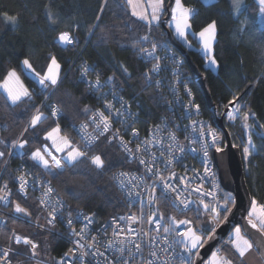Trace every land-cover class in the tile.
<instances>
[{
    "label": "snow or ice",
    "instance_id": "1",
    "mask_svg": "<svg viewBox=\"0 0 264 264\" xmlns=\"http://www.w3.org/2000/svg\"><path fill=\"white\" fill-rule=\"evenodd\" d=\"M125 2L127 5H132L131 16L143 22L144 34L137 35L139 27L136 22L130 23L126 19L127 13L124 12V5L120 3V0H111V3L110 0H101L95 19L85 25L87 37H97V46H100L108 44L115 35L119 34L122 39H115L116 45L122 50L126 47L130 48L136 56L140 57L141 62L146 64V70L141 73L144 83L142 90L148 92L155 89L158 98L169 106L173 114H175V110L172 109L173 103L181 100L176 89L184 87L189 99L181 101V109L185 113L184 119L189 120L190 124L183 121L170 122L167 118H163L159 123L150 126V136L141 141L139 130L135 127L139 112H132L130 102V100L134 101L138 94L130 100H126L124 95L125 86H130V82L136 77L123 62H118L111 75L102 79L103 73L98 70V66L90 65L83 58L78 61L76 67L80 82L86 85L98 103L103 104L102 108H93L87 105L81 107L80 98L70 91H65L62 93L63 98H58L68 74L61 75V65L56 56L49 53V64L43 74L36 71L30 59L24 58L22 64L34 75L41 88L44 102L36 106L33 103L32 93L20 82L16 71H7L3 83L0 84V89L6 93L3 97L4 106L13 108L22 104L31 105L25 111L32 114L15 138L9 140L0 137V146H3L0 149V202L9 207L14 214H20L26 218L24 222L29 223L30 226L40 228L49 234L56 228L59 219L60 222L67 224L70 234L75 239L74 246L68 248L59 258L50 257L46 251L49 247L47 243L42 249L37 239L18 234L15 229H9L8 221L0 215V224L4 225L6 233V242L0 245V264H92L93 259L96 260V264H100L101 258L104 264H197L198 260H201L203 264L200 257L201 249L207 242L217 238L218 227L229 223V217L236 205L235 197L227 193L217 198L215 193L204 188L203 184V181L207 179L212 189L217 188L216 173L210 166L209 149L214 148L216 153H223L225 146L222 143V137L215 131L209 130L206 133L205 129L209 126L203 121L192 118L193 110L195 114H199L200 105L194 103L191 89L181 81L183 61L177 59L167 42L162 44L152 34L153 28L155 27L158 31L161 21L167 16L168 19L165 21L167 27L174 31L175 36L183 40L188 48H193L190 37L198 38L196 50L205 61V69H211L219 74L223 68L216 54L217 21L212 20L202 26L199 31H195L193 21L199 13L195 8L186 5L183 0H146V5L140 7L139 11H137L138 3L134 4L133 0H125ZM255 3L258 5L260 15V21L255 30L264 35V0H255ZM112 4L120 10V15H117ZM43 8L49 30L57 31V26L63 20L56 0H46ZM106 9L116 17L111 27L102 24ZM247 10L246 0H229V12L238 23V28L234 32V38L237 40H242L249 33ZM67 19L74 18L69 16ZM0 22L17 26L20 15L6 11L0 12ZM74 27L78 29L80 24L76 23ZM55 43L63 45L64 50H74L79 41L71 32L60 31ZM160 52L163 56L158 54ZM167 62L175 65L171 70L173 77L171 83L162 78V73L169 70ZM261 76L264 77V72H261ZM74 84L79 86L78 83L74 82ZM169 86L172 88V99L163 95L165 87ZM239 101L238 92L233 93L223 105L224 116L230 122H235L238 117L243 121L245 138L241 148L242 160L245 171L251 174L256 160L264 156V122L260 121L250 107L245 108ZM137 107L143 110L141 105ZM68 113H71L73 120L82 118L79 127L75 123H69L67 126L80 136L83 148L74 144L68 136L62 135L60 122L65 120ZM50 118L55 126L45 130L41 140L39 126ZM130 121L131 124H129ZM114 122L121 127L114 128ZM189 127L192 132L198 133L199 137V140L193 137L190 143L200 142L199 151L204 158L203 174L193 169L195 174L192 177L187 176V168L184 175L174 171L178 162L183 163L182 156L185 153V145L179 141L177 132ZM89 128L92 129L91 133L88 131ZM28 134L31 135V140L26 138ZM129 134L133 139H125V136ZM256 138L259 139V144ZM101 139L104 144L118 147L125 154L121 166L129 160L137 161L141 166L140 174L120 171L112 177L119 182V187L125 190L129 198L133 196L138 198L140 208L136 213L113 218L111 225H104L102 229L97 230L96 235H88L86 230L91 228L95 221L91 217L80 214L78 219L83 220L84 223L83 227L77 231L71 211L67 213L65 220L63 209L68 206L59 198V192L52 186V181L61 182L73 199H82L85 193L79 189L85 185L79 184L75 178L81 177L87 181L88 186H93L112 169V165L106 163L107 154L95 152ZM185 139L187 140L188 137ZM133 144L134 148L130 147ZM30 145L38 146L33 148ZM53 149L55 153L61 155L59 157L55 155ZM190 151L196 152L197 149L191 148ZM15 157L31 161L28 168L33 171L21 166L16 170V175L6 180L4 177L9 174L10 160ZM82 165H91V168L84 171ZM40 169H43V175H35L34 173ZM196 180L201 183L192 187ZM10 182L17 186L18 194L25 200L30 199L28 196L30 188L40 191V195L35 200L36 216H33L32 210L28 207L11 199L13 191L9 186ZM157 187L162 189V197L159 199L156 196ZM193 194H198L196 200L190 198ZM205 197H210V202H206ZM161 200L164 201L165 206L178 210L183 218L172 215L166 219L161 210ZM250 208L251 211L247 212L245 223L233 225L226 246L213 252L208 264H249L250 261L253 264H264V204L252 199ZM145 209L148 212L147 216H145ZM189 213H192L195 219L191 218ZM42 217L45 221L43 224L40 223ZM118 220L126 223L121 226ZM13 221L15 222V216ZM144 224L150 227L145 229ZM109 228H111L110 237H108ZM173 234L176 239L170 240ZM101 235L107 239L102 240ZM177 247L180 249L179 252L176 251ZM109 251L113 255H107Z\"/></svg>",
    "mask_w": 264,
    "mask_h": 264
},
{
    "label": "trees",
    "instance_id": "2",
    "mask_svg": "<svg viewBox=\"0 0 264 264\" xmlns=\"http://www.w3.org/2000/svg\"><path fill=\"white\" fill-rule=\"evenodd\" d=\"M45 2L46 0H0V12L6 11L10 14L17 13L20 15V22L17 26L6 25L0 22V84L3 83L7 71L16 70L22 75L24 83L32 93L33 103L36 106L42 105L44 101L41 96V88L30 77L28 72H26V67L23 66L22 60L24 58L30 59L36 71L43 74L47 70L49 64L48 57L49 53H51L60 62L61 75L68 74L67 79L64 80L63 87L60 89L61 95L58 98H63L62 93L70 91L73 95L80 98L81 107L87 105L96 108L97 99L94 95L90 94L86 85L79 80V73L76 67L78 61L83 58L90 65L98 66V70L103 73L102 78L111 75L116 64L123 62L136 77L130 82V86H125L124 94L129 100L138 94L136 95V99L131 101L136 107L137 105L143 107V110L137 107L140 111V129L146 132L149 126L160 121L162 115L165 113L164 107L161 104L162 100L158 98L157 92L154 89L148 92L142 90L144 83L141 78V73L146 70V65L141 62L139 57L130 48L126 47L122 50L116 45L114 40L122 39V37L117 34L108 44H101L100 46H97V37H87L85 25L90 24L95 19L101 0H56L63 20L57 26V31H50L46 24L43 8ZM183 2L195 8L199 13L193 21V29L195 31H199L202 26H205L212 20L217 21L218 24L216 54L223 71L217 74L211 69L206 70L205 61L197 50L189 49L188 53L191 62L203 74L205 86L215 104L216 111L218 113L223 111L225 109L223 105L231 98L233 93L238 92L240 95L239 102L245 108L250 107L259 117L260 121L264 122V77L261 76V72H264V35L255 30L260 21L258 5H256L255 0H246L248 5L246 16L249 21V33L242 40L234 38V32L238 28V23L236 18L229 12V0H214L211 2L205 0H183ZM120 3L124 5V12L127 13L126 19L130 23L136 22L137 27H139L137 35L144 34L145 28L142 26L143 22L137 21L131 16L129 8L123 0H120ZM112 8L116 10L117 15L121 14L115 4H112ZM69 16L74 19L68 20L67 17ZM166 17L161 21L159 30L157 31L154 27L152 32L154 38L163 42H167V33L163 29V23ZM115 19L116 17L113 13L106 9V14L102 18V24L111 27ZM76 23L80 24L78 29L74 27ZM169 30L174 40L180 43L173 35L171 29ZM60 31L71 32L74 38L79 41L78 46L74 50H64L55 43ZM190 39L194 46L197 45L194 37H190ZM177 54L181 56L178 52ZM185 62L192 76L186 59ZM192 79L194 81L192 87L197 100L201 104L203 115L211 121H214L213 110L208 109L203 94L193 76ZM74 82L78 83L79 86H75ZM4 96L6 94L0 90V136L10 140L15 138L21 128L27 123L32 113L26 112L25 109L30 108L31 105L22 104L19 107L13 106V110V108L4 106ZM45 113L47 115V112ZM81 122L82 118L73 120L71 113H68L65 120L60 122L62 134L68 136L69 139L77 141V132L73 131L67 125L69 123H75L79 127ZM54 126L51 118L39 126L41 140L44 131L50 130ZM225 126L231 135L234 145L241 150L245 138L242 119L238 117L235 122H230L225 119ZM5 128L8 130L5 131ZM221 135L225 141L223 133ZM26 138L29 140L32 139L30 134L26 135ZM256 142L259 144L258 138H256ZM30 146L34 148L38 145ZM2 148L3 146H0V149ZM95 152L97 154H107L108 161L106 163H110L112 169L93 186H88L85 179L76 177L75 179L79 184L85 185V187L79 189L85 193L82 199H73L61 182L53 180L52 186L58 190L59 197L71 206L73 212H84L96 220L105 221L112 216L132 213L134 208L125 202L122 194L114 184L112 177L117 171L131 170L134 166L129 161L123 163L121 166L125 154L118 147L104 144L102 139L99 142V146L95 148ZM57 156L59 157L60 155ZM20 163L25 168H28V165L32 162L21 160L19 157L11 159L9 174L4 179L7 180L10 176H14L15 168ZM81 167L82 170L87 171L91 168V165H82ZM28 170L33 171L30 168ZM35 173L41 176L43 175L42 169ZM66 179H71V177H66ZM245 179L252 198L258 203L264 204V156L256 160L251 174L245 171ZM225 194L227 193H222L223 196ZM34 199L31 196L30 199L25 200L17 194L13 198V200L20 202L22 206H26L32 210L33 216H36L37 205ZM169 209L174 214H177L179 218H182L178 210H174L171 206L163 205L164 211L167 212ZM189 216L195 219L192 213H189ZM24 221L15 219L14 222L13 219H10L7 227L9 229H15L20 234L32 236L37 239L42 249L44 244L47 243L49 247L46 251L50 257L59 258L67 250L69 242L65 237H55L51 234L43 233ZM5 242V229H0V245ZM226 242L227 240L220 248L226 246Z\"/></svg>",
    "mask_w": 264,
    "mask_h": 264
},
{
    "label": "built area",
    "instance_id": "3",
    "mask_svg": "<svg viewBox=\"0 0 264 264\" xmlns=\"http://www.w3.org/2000/svg\"><path fill=\"white\" fill-rule=\"evenodd\" d=\"M157 39V38H156ZM162 44L165 43L163 41H160ZM60 48L64 49V46L63 45H60L58 43H56ZM69 48H71L72 46H68ZM169 47L171 48V50L173 52H175L176 56H177V59L179 60H182L183 61V66L181 68V81L186 83V86L187 88L191 89L192 91V96L194 97V103L196 104H199L200 105V112L199 114H195L194 110H193V116L192 118L193 119H196V120H200V121H203L205 122V124H207L209 126V128H206L205 129V132H209V130L211 131H215L220 137H222L220 131L217 129L216 125H215V122L214 121H211L210 119L206 118L204 115H203V111H202V107H201V104L199 103V101L197 100L196 98V94H195V91L192 87V83L194 82L193 79H192V76L190 75L188 69H187V66H186V62H185V59L181 56H179L177 54V52L169 45ZM160 54L161 56H163V53L160 52L158 53ZM140 59V57H139ZM141 60V59H140ZM162 63H165V61H162ZM168 63V67H169V70L162 73V78L163 79H166L167 81H169L170 83L173 81V77L171 75V70L175 67V65H172L170 62H167ZM145 64V63H144ZM146 65V64H145ZM104 79V78H102ZM83 83V82H82ZM155 90V89H154ZM156 91V90H155ZM105 92H107V89H105ZM171 92H172V88L169 86V87H165L164 91H163V95L167 96L169 99H172V96H171ZM176 92L177 94L180 96L181 100L180 101H175L172 105V109L175 110V114H173V111L169 108L168 105H166L163 101H162V106L164 107V110H165V113L164 115H162V118L160 119V121L163 119V118H167L170 122H175V123H180L181 121H183V123H189L190 124V121L189 120H185L184 119V115L185 113L182 111L181 109V101H186L189 99V97L186 95L185 93V89L184 87H178L176 89ZM125 95V94H124ZM109 99H111V97H109ZM125 99L126 100H129L127 98V96L125 95ZM130 102L132 103V101L130 100ZM103 107V104L102 103H98L97 102V107L96 108H102ZM132 112L133 113H136V112H139V117H138V122L135 124V127L139 130V133H140V136H139V140H144L146 138H148L150 136V126L147 128L146 132L145 131H142L140 129V111L139 109L132 103ZM160 121H158L157 123H159ZM132 122L130 121L129 124H131ZM155 123V124H157ZM153 124V125H155ZM152 126V125H151ZM113 127L116 128V127H121L120 125L116 124L115 122L113 123ZM124 127H127V126H124ZM88 131L91 133L92 132V129L89 128ZM94 134V133H93ZM121 134L123 135L124 134V128L122 127V130H121ZM177 136H178V139L181 143H183L185 145V153L183 154L182 156V161L183 163H180L178 162L174 168V171L176 173H178L179 175H184L185 174V168L188 169L187 171V176L188 177H192L195 173L193 172V169L195 170H198L200 172V174L202 175L203 174V155L202 153L199 151L200 147H201V144L200 142L198 143H195V144H192L190 143L191 139L193 137H197V139L199 140V137H198V133H195V132H192L191 131V128L189 127L188 129L184 130V131H180V132H177ZM1 137V136H0ZM185 137H188V139L186 140ZM77 141H74L73 139H70L73 141L74 144L80 146L81 148H83V143L82 141L80 140V136L78 135L77 137ZM125 139H133L131 137V135H126L125 136ZM209 139V143H210V136L208 137ZM222 143L223 145L225 146V142L223 140V137H222ZM130 147H133L134 148V144L133 145H130ZM191 148H196L197 151L196 152H191L190 149ZM153 150H156V149H153ZM215 150L214 148H210L209 149V154H210V157H211V160H210V166L212 167V170L216 173V184H217V188L215 189H212L211 188V185L210 183L208 182L207 179H205L203 181V184H204V188L206 189H209V190H212L215 195L217 196V198H220V197H223L222 193V189L220 187V184H219V176H218V170H217V167H216V164H215V158H214V155H215ZM55 154V153H54ZM56 155V154H55ZM179 155V154H177ZM11 161V160H10ZM129 163L132 164L134 167L131 169V170H119L117 171L115 174H117L118 172L120 171H129L133 174H140L142 172V168L141 166L138 165V162L137 161H134V160H129ZM21 166H24L23 164H19L16 168H15V174L16 175V170L18 168H20ZM139 170V171H138ZM43 171V169H42ZM35 175H38L36 173H34ZM114 174V175H115ZM38 176H41V175H38ZM114 181V184L116 185L117 189L120 191V193L122 194L125 202L130 205L131 207L134 208V211L132 213H136L138 212L139 208H140V204L138 202V198H136L135 196H133L132 198H129L127 195H126V192L125 190L121 189L119 187V182L118 181ZM201 183V181L199 180H196L194 181L192 187H195L197 184ZM9 186L12 188V191H13V196L11 197V199L14 198V195L18 194L17 192V186L13 183H10ZM130 187V186H129ZM182 187V186H181ZM40 195V191L37 189V190H32L30 188L29 190V193H28V196L31 197L33 196L36 200V198ZM55 196V193L53 194ZM20 196V195H19ZM156 196L157 198H161L162 197V189L160 187H157L156 189ZM197 196L198 194H193L190 198L193 199V200H196L197 199ZM60 198V197H59ZM61 199V198H60ZM206 200V202H210L211 198L210 197H205L204 198ZM66 203V202H65ZM164 201L161 200V210L164 212L165 214V217L167 219V217L169 216H172V215H176L178 216L177 214H174L173 212L170 211V209L166 212L163 210V205H164ZM66 205L68 207H65L63 209V213H64V219L66 220L67 219V213L69 211L72 212V218L74 220V224H75V228L77 231H79L82 227H83V223L84 221L83 220H80L78 219V216L80 214H83L84 216H88V217H91L95 223L91 226V228L87 229V233L88 235H96L97 234V230H100L103 228L104 225H111V221L113 218H119L120 216H127L128 214H122V215H118V216H112L110 218H108L107 220L105 221H99V220H96L94 217H92L91 215H87L85 214L84 212H73L72 211V208L69 204L66 203ZM191 207V206H190ZM148 212H147V209H145V216H147ZM0 215H3L4 218L8 221V224H9V220L10 219H13V217L15 216V219L16 220H26V218H24L23 216H21L20 214H14L13 212H11L9 210V207H6L2 204V202H0ZM44 215H46V213H44ZM179 218V216H178ZM183 218V217H182ZM118 222L121 224V226H123L126 222L125 221H120L118 220ZM40 223L43 224L45 223L43 217L41 218L40 220ZM162 224H164L163 221H161ZM7 224V226H8ZM35 227V226H33ZM133 227H136V225H133ZM143 227L145 229H147L148 227H150L149 225L147 224H144ZM37 228V227H35ZM0 229H5L4 225L3 224H0ZM39 231L43 232V233H48L40 228H37ZM17 232V231H16ZM18 233V232H17ZM20 234V233H18ZM49 234V233H48ZM51 235L55 236V237H60V236H63L65 237L68 242H69V246L68 248L70 247H73V241L75 239L74 236H72L69 232V229H68V226L66 223H62L60 222V220L58 219L57 221V225H56V228L52 230V232L50 233ZM111 236V228H109V232H108V237ZM102 240L104 239H107V237H103V235H101L100 237ZM176 239V237L173 235L170 236V240H174ZM67 248V249H68ZM67 251V250H66ZM65 251V252H66ZM177 252L180 251V249L177 247L176 249ZM64 252V253H65ZM63 255V254H62ZM107 255L111 256L113 255V253L111 251H109L107 253ZM169 255H171V252H169ZM91 259V258H89ZM92 264H96V260H92ZM100 264H104L102 258L100 259Z\"/></svg>",
    "mask_w": 264,
    "mask_h": 264
},
{
    "label": "water",
    "instance_id": "4",
    "mask_svg": "<svg viewBox=\"0 0 264 264\" xmlns=\"http://www.w3.org/2000/svg\"><path fill=\"white\" fill-rule=\"evenodd\" d=\"M167 19L168 17H166L165 21ZM166 26L167 25L164 24L163 29L167 33V43L181 56H183L184 59L187 60V64L191 71V74L203 94L206 106L208 107V109L213 110L214 122L216 124V127L221 133H223L225 137V151L223 153H215V164L218 170L219 184L222 191L231 193L236 199V205L229 217V223L222 224L220 227H218L217 238H214L212 241L207 242L200 251V257L202 258L203 264H205L212 256V253L219 249L220 246L231 235L233 225H243L245 223L247 212L251 211L250 201L253 198L246 184L241 150L233 146V141L231 139L229 131L225 126L224 116L220 117L216 114L215 104L213 103L211 95L205 86L203 74L191 62L188 56L189 48L175 41L169 28H167ZM197 264H201V260H198Z\"/></svg>",
    "mask_w": 264,
    "mask_h": 264
},
{
    "label": "rangeland",
    "instance_id": "5",
    "mask_svg": "<svg viewBox=\"0 0 264 264\" xmlns=\"http://www.w3.org/2000/svg\"><path fill=\"white\" fill-rule=\"evenodd\" d=\"M205 1H207L208 2V0H205ZM212 1H214V0H212ZM163 25H164V23H163ZM167 27V26H166ZM168 28V27H167ZM24 66V65H23ZM25 70H26V72H28V74L30 75V77H32L35 81H36V79H35V77H34V75H32L31 73H30V71L27 69V68H25ZM61 70V69H60ZM16 71V70H15ZM16 73H17V75L19 76V79H20V82L23 84V86L25 87V88H27V86H26V84L24 83V78L22 77V75L18 72V71H16ZM2 84V83H1ZM28 89V88H27ZM1 91H3V89H0ZM4 92V91H3ZM5 93V92H4ZM6 94V93H5ZM203 111V110H202ZM224 112H225V109L223 110V111H221V112H219L218 113V111H216V114L218 115V116H220V117H222V116H224ZM46 114V113H45ZM224 118H225V116H224ZM226 119V118H225ZM230 134V133H229ZM63 135V134H62ZM231 136V135H230ZM225 142V141H224ZM49 144L51 143V142H48ZM234 144V143H233ZM235 147H237L236 145H235ZM238 148V147H237ZM53 151H54V149H53ZM55 152V151H54ZM57 155H61L60 153H56ZM224 192V191H223ZM212 259V256L208 259V261H210ZM208 261L205 263V264H208ZM249 264H253V262H249Z\"/></svg>",
    "mask_w": 264,
    "mask_h": 264
},
{
    "label": "crops",
    "instance_id": "6",
    "mask_svg": "<svg viewBox=\"0 0 264 264\" xmlns=\"http://www.w3.org/2000/svg\"><path fill=\"white\" fill-rule=\"evenodd\" d=\"M124 2H125V0H123ZM212 1V0H211ZM133 2H134V4H139V7H137V11H139L140 10V7H143V6H145L146 5V0H133ZM126 3V2H125ZM128 6V8H129V11H130V13L132 12V5H127ZM135 19H136V17H134ZM137 20V19H136ZM142 22V21H141ZM172 31V30H171ZM172 33H173V35L175 36V33H174V31H172ZM176 37V36H175ZM176 39L180 42V43H182L183 45H185L186 47H188L185 43H184V41L183 40H181V39H179L178 37H176ZM194 39L196 40V42L198 43V38L197 37H194ZM190 49V48H189ZM191 49H195L196 50V45L194 46L193 45V48H191Z\"/></svg>",
    "mask_w": 264,
    "mask_h": 264
}]
</instances>
